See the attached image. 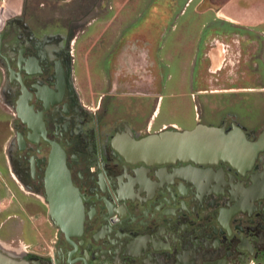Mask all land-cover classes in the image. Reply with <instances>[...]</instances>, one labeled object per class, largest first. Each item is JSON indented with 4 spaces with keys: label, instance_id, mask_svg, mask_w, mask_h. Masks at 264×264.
Returning <instances> with one entry per match:
<instances>
[{
    "label": "flooded vegetation",
    "instance_id": "af4514ba",
    "mask_svg": "<svg viewBox=\"0 0 264 264\" xmlns=\"http://www.w3.org/2000/svg\"><path fill=\"white\" fill-rule=\"evenodd\" d=\"M2 3L12 14L0 24V113L9 135L0 148V264L264 263V100L182 128L200 123L234 137L232 160L128 158L121 145L129 139L178 128H155V105L137 121L105 119L107 109L89 116L70 77L71 34L65 42L31 23L24 0ZM223 52L217 41L205 53L208 73L221 69ZM136 77L127 88L143 84ZM260 84L249 90L264 97ZM49 141L62 148L82 207L80 231L68 238L44 197Z\"/></svg>",
    "mask_w": 264,
    "mask_h": 264
},
{
    "label": "rangeland",
    "instance_id": "374dc122",
    "mask_svg": "<svg viewBox=\"0 0 264 264\" xmlns=\"http://www.w3.org/2000/svg\"><path fill=\"white\" fill-rule=\"evenodd\" d=\"M238 5L264 17V0H24L31 23L65 42L71 34L70 77L89 116L107 109L105 119L124 120L134 112L146 118L155 105L153 126L178 129L207 115L250 111L251 103L264 100L249 90L264 83L257 81L264 76V19L248 30L227 26L210 11L225 6L237 14ZM217 41L224 50L221 69L210 74L205 53ZM136 66L141 73H134ZM135 76L143 84L127 88ZM209 85L248 91L204 92ZM3 118L0 113V148L9 144Z\"/></svg>",
    "mask_w": 264,
    "mask_h": 264
},
{
    "label": "water",
    "instance_id": "95a60500",
    "mask_svg": "<svg viewBox=\"0 0 264 264\" xmlns=\"http://www.w3.org/2000/svg\"><path fill=\"white\" fill-rule=\"evenodd\" d=\"M1 12H3L1 14ZM8 17L0 6V24ZM128 158L144 162H210L235 154L233 142L220 129L197 123L191 129H162L138 140L130 139ZM50 153L44 176L45 200L50 220L66 238L80 231L83 217L77 189L71 183L62 148L49 141ZM264 264V263H262Z\"/></svg>",
    "mask_w": 264,
    "mask_h": 264
},
{
    "label": "crops",
    "instance_id": "0c3cea01",
    "mask_svg": "<svg viewBox=\"0 0 264 264\" xmlns=\"http://www.w3.org/2000/svg\"><path fill=\"white\" fill-rule=\"evenodd\" d=\"M1 3H2V0H1L0 4ZM2 4H5V3H2ZM237 7H239L237 14L236 13H234V14L230 13L228 11L229 8L228 7H225V6H222V7H214V8L208 7V8H210V11L213 12V18H218V19L222 20L224 23H226L227 26H231V27H240V28L243 27V28L249 30L251 27L255 26L257 22H259L260 20L264 19L263 16L260 17V16H256V15L255 16L248 15V13H246L244 11V9L242 8V6L240 7L238 5ZM243 12H245V14ZM249 23H252V24H249ZM220 86H221V84H220ZM208 88H211L210 91L211 92H214V91H212V88H214V87H212L211 85H209ZM221 88L223 89L224 92L225 91L226 92L227 91H229V92H236L237 91L236 90L237 88H232L231 86L221 87ZM202 90L204 92H209V89H202ZM130 116H133L131 118L134 119L135 121L138 120V118L135 119V117L137 116L135 112L133 114L130 113ZM207 117H208V120L207 121H209V115H207ZM206 119H204L203 121H205ZM158 125L159 126H164L165 123L164 122H161Z\"/></svg>",
    "mask_w": 264,
    "mask_h": 264
},
{
    "label": "bare ground",
    "instance_id": "6f19581e",
    "mask_svg": "<svg viewBox=\"0 0 264 264\" xmlns=\"http://www.w3.org/2000/svg\"><path fill=\"white\" fill-rule=\"evenodd\" d=\"M230 138H229V140L230 141H232L233 143H236L237 144V141L235 140V138L234 137H231V136H229ZM130 139L128 140V143H126V145H121L122 147H121V150H122V153L126 156V157H128V155H130V154H128L127 152L129 151V145H130ZM235 144V145H236ZM233 145V144H232ZM238 145V144H237ZM234 146V145H233ZM234 151H235V154H234V156L233 157H235L236 156V147L234 146Z\"/></svg>",
    "mask_w": 264,
    "mask_h": 264
}]
</instances>
